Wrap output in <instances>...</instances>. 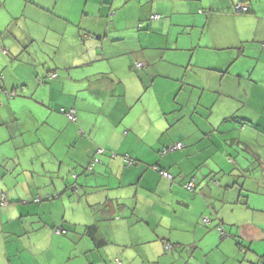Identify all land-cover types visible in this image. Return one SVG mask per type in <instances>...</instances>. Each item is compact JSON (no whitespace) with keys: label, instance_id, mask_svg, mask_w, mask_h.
<instances>
[{"label":"crops","instance_id":"obj_1","mask_svg":"<svg viewBox=\"0 0 264 264\" xmlns=\"http://www.w3.org/2000/svg\"><path fill=\"white\" fill-rule=\"evenodd\" d=\"M198 4L0 0V264H264V41Z\"/></svg>","mask_w":264,"mask_h":264},{"label":"clouds","instance_id":"obj_2","mask_svg":"<svg viewBox=\"0 0 264 264\" xmlns=\"http://www.w3.org/2000/svg\"><path fill=\"white\" fill-rule=\"evenodd\" d=\"M53 12L60 5L48 3ZM197 12L207 15L215 24L206 28L204 43L213 45H235L245 38L249 40L253 34L260 41H264V0H199ZM247 24L248 31L241 32V24ZM244 57L238 56L236 63Z\"/></svg>","mask_w":264,"mask_h":264},{"label":"trees","instance_id":"obj_3","mask_svg":"<svg viewBox=\"0 0 264 264\" xmlns=\"http://www.w3.org/2000/svg\"><path fill=\"white\" fill-rule=\"evenodd\" d=\"M134 69L136 70V69H138V68H141V67H143V63L142 62H139V61H136L135 63H134ZM1 90V89H0ZM8 95H14V92H9L8 93ZM71 110H73V109H71ZM62 113L63 114H65V116L67 115L66 114V112L63 110L62 111ZM66 118H67V120H69V121H75V111L73 110V118H71V119H69L67 116H66ZM96 151H100L99 153H102V151L103 150H100V148H97V150ZM96 161H98V158H96L95 156L90 160V162H89V165L86 167V169H85V174H86V172H87V170H91L92 169V167H93V165L96 163ZM127 162H128V160H127ZM92 166V167H91ZM72 177H75V175L74 174H72ZM71 185H73V184H70V185H68V188L70 189L71 188ZM193 190V189H192ZM61 195V194H60ZM39 201V199L38 198H33V202H38ZM8 202H13V200H8V198H7V196H6V194L5 193H0V207L2 208V207H4ZM202 222V221H201ZM202 224L203 225H207L208 223H203L202 222ZM218 227L219 226H217L216 227V229H217V231L219 232V229H218ZM86 230V232L91 236V237H95V232H94V230L92 229V227H90V226H87V229H85ZM54 232L55 233H60L61 234V232L63 233V231L62 230H60V229H58V228H56L55 230H54ZM164 247H166V249L167 250H170L171 249V247H172V245L171 244H165L164 245ZM117 264H121V261H119V260H117Z\"/></svg>","mask_w":264,"mask_h":264},{"label":"built area","instance_id":"obj_4","mask_svg":"<svg viewBox=\"0 0 264 264\" xmlns=\"http://www.w3.org/2000/svg\"><path fill=\"white\" fill-rule=\"evenodd\" d=\"M154 17H156V16H154ZM67 117L69 119L73 118V110H69L67 112ZM183 146L184 145L181 142H177L175 144H172V145H169L167 147H164L160 153L163 155V154H166V153H168L170 151L181 149ZM160 174L162 176H164V177H167V178H171L172 177L171 174L168 171H166V170H160ZM193 187H194L193 182H189V183H187V184L184 185V188H186L188 190H192ZM201 221L203 223H209V219L206 218V217H202L201 218ZM218 229H219V231H221V233H223L222 227H218Z\"/></svg>","mask_w":264,"mask_h":264},{"label":"rangeland","instance_id":"obj_5","mask_svg":"<svg viewBox=\"0 0 264 264\" xmlns=\"http://www.w3.org/2000/svg\"><path fill=\"white\" fill-rule=\"evenodd\" d=\"M149 95L152 97V94H151V92L149 93ZM143 96H146V95H143ZM44 121V120H43ZM47 123V122H46ZM44 128H46V126H43ZM183 144V143H182ZM164 148V147H163ZM162 148V149H163ZM162 149H161V151H162ZM179 150V149H178ZM188 190V189H187ZM60 254H62V250H60ZM179 259H181V257H179Z\"/></svg>","mask_w":264,"mask_h":264}]
</instances>
